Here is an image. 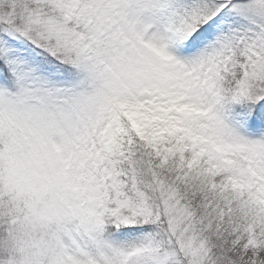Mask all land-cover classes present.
<instances>
[{
    "label": "snow or ice",
    "instance_id": "snow-or-ice-1",
    "mask_svg": "<svg viewBox=\"0 0 264 264\" xmlns=\"http://www.w3.org/2000/svg\"><path fill=\"white\" fill-rule=\"evenodd\" d=\"M0 264H264V0H0Z\"/></svg>",
    "mask_w": 264,
    "mask_h": 264
}]
</instances>
